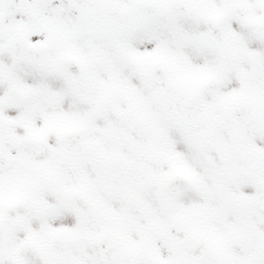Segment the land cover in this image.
I'll use <instances>...</instances> for the list:
<instances>
[{"label":"snow or ice","instance_id":"obj_1","mask_svg":"<svg viewBox=\"0 0 264 264\" xmlns=\"http://www.w3.org/2000/svg\"><path fill=\"white\" fill-rule=\"evenodd\" d=\"M0 264H264V0H0Z\"/></svg>","mask_w":264,"mask_h":264}]
</instances>
